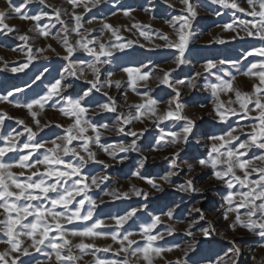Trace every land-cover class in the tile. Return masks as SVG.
<instances>
[{
    "label": "snow or ice",
    "instance_id": "1",
    "mask_svg": "<svg viewBox=\"0 0 264 264\" xmlns=\"http://www.w3.org/2000/svg\"><path fill=\"white\" fill-rule=\"evenodd\" d=\"M44 3L45 0H39ZM105 0H68L73 7L71 13H66L74 21V26L69 27V22L61 19V10H55V16L58 22L62 25L61 33H57L56 37L59 42L64 45L65 55L62 59L69 61L70 67L66 69L68 75L83 78L84 83L88 87L76 92L74 96H66L65 93L73 85L61 76L53 83H50L43 95L37 94L36 98L27 99L25 102L9 101L8 97L12 96V92L7 95L0 96V100L14 103L16 107L25 108L33 119L34 127L28 126L25 121L18 120L17 122L24 125L23 132L13 130L7 135L0 133V231H2L7 239L0 240V243L6 245L4 251L0 252V264H32V253L40 252L43 247H48L50 251L46 254L48 264H80L83 256L91 251L95 256L97 248L95 243H85L83 238H111L115 243L119 244L118 252L125 253L124 258L119 264H133V261H144V264H153V257L159 256L165 249L153 247V243L159 238L163 239V234H152L153 229L158 224L162 223L161 216H166L169 221L173 220L180 205L172 202V206L168 207L165 212L161 209L160 215L151 216L150 222L143 223L139 226L138 232L129 231L124 228L128 221L133 220L137 213L146 208L147 205H141L140 208H132L125 210L123 215L109 216L107 219L113 221V224L105 223L104 219H93L95 211L98 207L97 201L88 195V192L93 186L100 187V183L108 179V177L89 176L86 174V166L91 163L103 164L105 168L112 167L111 164L105 161L97 160L96 153L92 151L91 145H98L109 157L117 160L118 153L140 152L141 149L137 141L143 136L147 129L138 131H127L126 125H130L138 119H147L152 121L156 126L165 121L182 122V127L178 131L167 133V139L161 136L156 141L154 150L171 147L174 151L171 153V169L161 179L167 183H171L170 178L178 175L175 169L181 167V163L186 166L188 177L183 183L175 185V190L183 193L202 194L204 189L197 187L195 183L196 169L212 170V179L226 185L229 190L228 195L224 197L227 202V208L223 213V219L228 222V227L232 231L238 228H243L259 236L264 240V154L253 156L251 160L247 158V153L252 148L264 150V59L260 60L259 67L257 64H251L248 70L244 73L249 76H258L259 83L253 84L254 91L252 93H241L234 85L236 77L228 73L229 79L223 76H216V83H206L204 87L211 90L214 99L212 111L215 117L224 122L228 119V115L240 116V119H251L254 121L251 125L239 126L238 128H230L228 132L221 136H210V149L207 156H201L197 159L193 156V162L184 160L178 163L181 152L190 144L191 138L195 136L197 127V118L189 116L186 112L185 105L181 102L182 92L178 85H184L190 89L198 87L197 80L204 73H212V70L218 65L230 63L236 66L238 61H216L209 59L202 65L203 72L197 71L191 77L184 79H172V74L178 68L187 63L185 53L191 38V20L198 15L196 7L191 0H181L183 15L173 18L170 23L174 29L176 39L172 40L168 34L160 33L161 38L165 41L164 47L175 49L174 64L175 68L156 69L162 72V76L153 77V70L147 65L140 67H123L121 70L127 75L126 80L113 79V72H102L104 65L111 64L118 59L117 53H125V49L131 47L132 41L126 43L121 42V37L118 35L119 29L106 22L102 23L99 29L100 36L93 35L96 29L84 28V13H91L92 8L99 7ZM250 6L249 9L241 7L236 0H232L229 4L227 0H210L211 4H219L225 8L237 9L239 12L247 11V14L253 19L251 21H241L243 30L247 36H256L264 41V0H246ZM8 8L0 10V29L8 33H18L19 30L15 25H9L5 20L9 15H15L23 20H31L37 24V32L41 37H49V25L40 26V20L48 16L47 12H39L36 15H30L27 11L28 6L33 3V0H19L15 3L14 0H6ZM169 7H175L170 3V0H164ZM82 7L84 13H77L75 9ZM257 7L259 10L257 11ZM123 15L131 17L133 9H121ZM219 15V12L216 13ZM115 15V13H113ZM259 19V24L255 21ZM97 17L92 16L87 20L88 24L96 21ZM179 21L177 28L176 22ZM133 28L140 25L133 23ZM226 30L233 29L231 24L224 26ZM108 31L109 38L103 39L105 31ZM31 31V30H30ZM74 34L78 39L75 43L70 42L69 36ZM140 35L147 38V32L141 31ZM239 33L233 37L237 38ZM114 37V39H113ZM243 39V37H239ZM17 39L24 42L26 60L19 67H13L12 72H21L38 58L37 54H43L46 51L55 49L51 45L47 48H38L30 43L31 37L27 33L18 34ZM224 43V40H220ZM156 47H161L156 45ZM82 50L91 59H74L75 53ZM253 52L260 57H264V47L253 49ZM57 55H60L57 53ZM252 55V52L245 54V58ZM47 59V56H44ZM87 68L91 75V79L85 75L84 69ZM45 68L35 77L36 80L41 79ZM155 78L160 85H165L172 89L173 95L167 101L154 98L150 93L154 89L150 85V79ZM126 84L140 97V102L136 104H127V94L125 92V101L127 111H120V105L116 104L115 99L110 95L109 91L115 87L121 89L122 85ZM27 87V86H26ZM139 89H143L140 91ZM16 92H22L23 89L17 88ZM235 93V100L229 98L228 101L220 99L221 93ZM100 93L102 97L107 98L106 102L94 99V94ZM58 98V99H57ZM52 102L49 105V102ZM63 103V107L59 105ZM239 104V110L234 107H225V104ZM161 104H165L162 109ZM46 106L59 107V111L66 117L72 120V123L65 129V135L56 137L51 143V147H45L44 142H37L39 132L51 126L50 122L41 124L39 119L41 113ZM251 106V107H250ZM203 107V105H201ZM252 111L258 112L256 116H250ZM91 113V115H89ZM105 113L116 114L113 125L93 123L91 116H101ZM242 113V114H241ZM12 119L7 112L0 110V126L3 125L4 119ZM199 119H202L199 118ZM63 127V126H60ZM245 127L248 128L245 131ZM35 129V130H34ZM109 130L118 133H126L132 137L131 142L118 145L101 144L100 138L102 132ZM89 130L95 133V136L88 135ZM163 131V130H161ZM28 133L27 141L21 143L19 138ZM75 132V134H73ZM239 133V134H237ZM244 136L246 139H241ZM79 140L78 146H73V141ZM58 141H60L58 143ZM235 142V143H233ZM200 143L199 140L196 141ZM109 148H113L109 151ZM40 149H45L43 158H36L33 154L39 153ZM24 150H27L25 153ZM69 154L74 157L72 161H66L65 156ZM127 157L119 156V162H123ZM169 159V157H165ZM148 160L147 156L141 155L140 166ZM260 161L261 164L254 163ZM42 166V170H41ZM21 169L20 172H13V168ZM242 172V175H238ZM133 176L143 179L156 192H163L162 184L156 180L141 176L137 170L132 173ZM253 175H257V179L250 180ZM238 183L241 187H247L248 191L239 192V200H235L237 193L232 191L234 184ZM131 194L135 196L148 197L149 192L131 187ZM113 200L121 198H129L130 192H117L115 190L108 192ZM80 197V199H77ZM88 203L85 211V203ZM104 203V201H100ZM234 205V206H233ZM223 207V205H222ZM241 209L244 211L241 212ZM195 213L199 219L192 217ZM190 219L188 220L185 229V235L190 238L189 242L181 247L180 244H173L166 250L180 249L182 257H177L173 261H168L167 264H196L192 259L197 251V246L205 243H211L215 237L216 229L211 221H207V227H199L197 235V225L199 221L206 220V215L201 208L193 207L189 210ZM29 217L32 219L29 220ZM91 223H83L89 222ZM80 222V223H77ZM135 223V221H133ZM68 225H72L69 228ZM131 227V225H129ZM176 231L175 225H169L167 234L171 235ZM55 232V235L52 233ZM140 236L145 241L143 247L138 246L134 236ZM79 237L80 242L73 243L72 239ZM233 248L229 251L234 254L235 259H228V254H225L223 261L217 259L216 264H237L240 249L235 246V240L230 241ZM137 245L136 247H133ZM264 247V244L261 245ZM111 246L105 247L103 251H109ZM75 250H78L75 251ZM149 253H152L150 255ZM190 253L192 255H190ZM27 258V259H26ZM203 259V258H201ZM35 264H41L36 261ZM93 264H117L114 260L96 259ZM207 264H212L211 260ZM264 264V261H262Z\"/></svg>",
    "mask_w": 264,
    "mask_h": 264
},
{
    "label": "rangeland",
    "instance_id": "2",
    "mask_svg": "<svg viewBox=\"0 0 264 264\" xmlns=\"http://www.w3.org/2000/svg\"><path fill=\"white\" fill-rule=\"evenodd\" d=\"M15 3H19V0H14ZM87 2V0H85ZM192 4L196 7L198 15L195 19L191 20V38L188 45V49L185 53L187 63L182 65L172 74V79H184L191 77L195 72H203L202 65L209 59L214 62L224 61H238L236 66L230 63L224 65H218L217 68L212 70V73H204L197 80L198 87L196 89H190L184 85H178L182 92L181 102L186 107V112L189 116L197 118V127L195 129V136L191 138L190 144L185 147L181 152L178 163L184 160H188L190 163L192 157L197 159L201 156H207L210 149L211 141L210 136H221L229 131L230 128H238L239 126L251 125L254 123L251 119H240V116L228 115V119L224 122L219 121L215 117V113L212 111L214 99L210 89H206L204 85L206 83H216V76H223L225 79H229L228 73L236 77L234 85L241 93H252L254 91L253 84L259 83L258 76H249L244 73L248 70L251 64H257L259 67L260 60L264 57H260L253 52V49L264 47V41L260 40L256 36H247L243 30L241 21H251L253 18L245 12H239L237 9L225 8L219 4H211L210 0H191ZM230 4L232 0H227ZM236 2L244 7L246 10L250 8L246 0H236ZM170 3L175 7H169L164 3V0H105L97 8H92L91 13H84L82 7H77L75 11L84 13V28L96 29L93 33L95 36H100L99 29L102 27V23L106 22L119 29L118 35L121 37V42L132 41L131 47L125 49V53H117L118 59L114 60L111 64L104 65L102 72H113V79L126 80L127 75L122 72L123 67H140L141 65H147L153 70V77L162 76V72L156 71V69H170L175 68L174 53L175 49L164 47L165 41L161 38L160 33L168 34L169 38L175 40L174 29L170 23L166 21H173L174 17L183 15L181 9L183 5L181 0H170ZM8 5L6 0H0V10H6ZM131 8L133 9L131 17L123 15L121 9ZM61 10V19L69 22V27L74 26V21L66 13H71L73 7L68 0H45L44 3H40L39 0H33L27 11L30 15H36L39 12H47L48 16L43 17L39 24L40 26L49 25L50 36L45 38L38 35L37 24L31 20H23L15 15H9L5 20L9 25H15L19 30L18 33H8L0 29V96L7 95L8 92H12L13 95L8 97L9 101L25 102L27 99L36 98L37 94L43 95L46 87L53 83L56 79H60L61 76L72 84L73 87L69 88L65 93L66 96H74L76 92H80L82 89L88 87L84 83V79H77L76 77L68 75V69L70 67L69 61L62 59L65 55L64 45L59 42V38L56 37L57 33H61L62 25L58 22L55 16V10ZM259 8L257 7V11ZM219 12V15L216 13ZM115 13V15H113ZM92 16H96L97 19L91 24L86 21L91 19ZM258 18L255 23L259 24ZM133 23L140 25V27L133 28ZM231 24L235 31L225 29V25ZM177 28L179 27V21L176 22ZM31 30V31H30ZM147 32V38L140 35V32ZM27 33L31 37L30 43L38 48H47V45H51L55 52L46 51L43 54H37L38 58L32 61L27 68L21 72H12L13 67H19L22 62L26 60L24 42L17 39L18 34ZM239 36L233 39L236 34ZM63 35V33H61ZM239 37H243L240 39ZM109 38V33L106 30L103 39L106 41ZM78 39L74 34H70L69 40L75 43ZM114 39V37H113ZM220 40H224V43H220ZM160 45L161 47H156ZM252 52L245 58V54ZM59 53L60 55H57ZM47 56V59L44 58ZM74 59H91L82 50H78L75 53ZM47 72L36 80L35 77L39 75L44 69ZM85 75L88 79H91V75L87 68L84 69ZM158 81L155 78L150 79V85L154 89L150 94L156 99H162L167 101L173 95L172 89L167 88L165 85L157 87ZM27 86V87H26ZM23 89L22 92H16L15 89ZM143 91V89H139ZM109 91L110 95L115 99L116 104L120 105V111H127L125 92L127 94V104H136L140 102V97L128 88L126 84H123L121 89L117 90L115 87L111 89H105ZM229 98L235 100V93H221L220 99L228 101ZM58 99V98H57ZM94 99L106 102L107 98L101 96L100 93L94 94ZM51 101L49 105H51ZM203 105V107H201ZM63 103L59 107H63ZM59 107L46 106L41 113L39 119L41 124L49 123L50 127L45 128L42 132H39L35 140L37 142H44L45 147H51V141L56 137L64 136L65 129L72 120L69 117L64 116ZM163 109L165 104H161ZM225 107H234L239 110V104L228 105ZM251 107V106H250ZM0 110L7 112L12 119L5 118L3 125L0 126V133L7 135L13 130L23 132L24 125L19 124L18 120H23L28 126L34 127L33 119L28 111L23 107H16L14 103L0 100ZM242 114V113H241ZM91 115V113H89ZM250 116L258 115V112L252 111ZM116 114L105 113L101 116H91L93 123L103 124L107 123L110 127L113 125ZM202 119H199L201 118ZM63 126V127H60ZM179 127H182V122L165 121L156 126L152 121L147 119H138L133 121L130 125H126L127 131H140L141 129H147L143 136L137 141L141 149L140 152L118 153L117 160H113L109 157L98 145L92 144V151L96 153L97 160L105 161L111 164L112 167L105 168L103 164L89 163L86 166V174L89 176L108 177L100 183V187L95 186L88 192V195L97 201L98 207L95 211L94 218L104 219L105 223L113 224L114 222L107 219L109 216L123 215L125 210L132 208H140L141 205L146 204L147 207L137 213V216L133 220L128 221L124 225L125 229L129 231L138 232L139 226L143 223L150 222L151 216L160 215L161 209L167 211L168 207L172 206V202L179 204L180 207L176 212L173 220L169 221L166 216H161L162 223L158 224L153 229L152 234H163V239H157L153 243V247H160L165 249L159 256L153 257V264H167L168 261H175L177 257H182L180 249H173L167 251L166 249L173 244H180L181 247L186 245L190 238L187 237L185 229L187 227L188 220L190 219L189 210L193 207L201 208L206 215V220L199 221L197 225V235L199 234V227H207V221H211L212 225L216 229V234L211 243H205L197 246V251L192 259L196 261V264H207L208 260L212 261V264H216L217 259L225 258V254H228V259H235L234 254L229 250L233 248V244L230 241L235 240V246L239 247L240 255L237 264H262L264 261V244L259 236L254 235L246 229L238 228L236 231H232L228 227V222L223 219V213L227 208V202L224 197L228 195L229 190L226 185L212 179V170L196 169L194 173L196 179L195 183L197 187H202L204 192L202 194L197 193H183L175 190V185L181 184L188 177V171L186 166L181 163V167L175 169L178 175L170 178L171 183H167L161 178L164 177L171 169V153L173 148H161L154 150L156 147V141L159 137L164 136L167 139V133L171 131H178ZM35 130V129H34ZM163 130V131H161ZM248 128L245 127V131ZM100 142L104 145H118L123 142L124 144L130 143L132 137L126 135V133H118L116 131L109 130L104 132L102 129ZM75 134V132H73ZM88 135L95 136V133L89 132ZM239 134V133H237ZM28 133H24L19 138L20 142L27 141ZM241 139H246L242 136ZM200 143L197 144L196 141ZM60 141H58L59 143ZM235 143V142H233ZM79 140L73 141V146H78ZM113 148H109L112 151ZM25 153L27 150H24ZM45 149H40L39 153H34L36 158H43ZM264 154V150L258 148H252L247 153V158L251 160L253 156H260ZM141 155L147 156L148 160L143 166H140ZM119 156H126L127 158L123 162H119ZM169 157V159H165ZM66 161H72L74 157L71 154L65 156ZM254 163L261 164L260 161H254ZM13 172H20L21 169L14 167ZM42 170V166H41ZM139 170L141 176H145L162 184L164 191H154L143 179H139L132 175L133 172ZM238 175H242V172H238ZM257 175L251 176L250 180L257 179ZM143 189L150 193L148 197L135 196L131 194V187ZM117 192H130L129 198H121L113 200L111 196L107 195L111 191ZM232 191L237 193L235 200H239V192L248 191L247 187H241L238 183L234 184ZM80 199V197H77ZM104 203H100V201ZM167 205L168 207H165ZM223 205V207H222ZM88 203H85V211L87 210ZM234 206V205H233ZM244 210L241 209V212ZM192 217L199 219L195 213L191 214ZM4 217L0 216V219ZM32 218L29 217V220ZM135 221V223H133ZM80 223V222H77ZM83 223H91L83 222ZM131 225V227H129ZM169 225H175L176 231L168 235L167 230ZM72 228V225H68ZM55 235V232L52 233ZM73 243L80 242L79 237H69ZM137 240L138 246L143 247L145 241L140 236L132 237ZM7 237L0 231V240H5ZM85 243H95L96 247L101 249L95 252V256L92 252H87L80 264H93L98 258L100 260H114L117 264L124 258L125 253L118 252L119 244L111 240V238H83ZM110 247L109 251H103L105 247ZM134 245L133 247H136ZM6 245L0 243V252L4 251ZM50 251L48 247H43L40 252L33 251L32 264L36 261H40L41 264H48L47 253ZM78 252V250H75ZM152 255V253H149ZM190 255H192L190 253ZM203 258V259H201ZM27 259V258H26ZM133 264H144V261H133Z\"/></svg>",
    "mask_w": 264,
    "mask_h": 264
}]
</instances>
